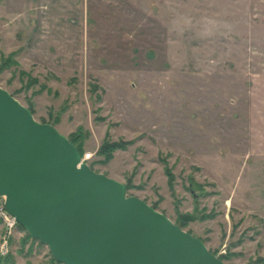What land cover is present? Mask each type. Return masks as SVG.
Listing matches in <instances>:
<instances>
[{"label": "rangeland", "instance_id": "374dc122", "mask_svg": "<svg viewBox=\"0 0 264 264\" xmlns=\"http://www.w3.org/2000/svg\"><path fill=\"white\" fill-rule=\"evenodd\" d=\"M0 88L225 263L264 264V0H0ZM0 257L58 264L1 217Z\"/></svg>", "mask_w": 264, "mask_h": 264}, {"label": "water", "instance_id": "95a60500", "mask_svg": "<svg viewBox=\"0 0 264 264\" xmlns=\"http://www.w3.org/2000/svg\"><path fill=\"white\" fill-rule=\"evenodd\" d=\"M0 197L61 264H227L2 88Z\"/></svg>", "mask_w": 264, "mask_h": 264}, {"label": "trees", "instance_id": "16d2710c", "mask_svg": "<svg viewBox=\"0 0 264 264\" xmlns=\"http://www.w3.org/2000/svg\"><path fill=\"white\" fill-rule=\"evenodd\" d=\"M11 58V57H10ZM8 63V60H3V63ZM32 114L34 115V111L32 109H29ZM81 136L80 135H73L69 138V140L71 141V143H73L78 149H79V152L81 154V156L83 157L84 155V151L82 150V147L78 144V141H79V138ZM131 144V142H124V141H120L118 143H112V144H109L107 141L104 143V145L101 147L100 151H99V155L100 156H105L107 159H110L113 157V153L118 151V150H125L129 145ZM167 173V176L169 177V184L173 185L174 183V177L172 175V172L170 170H167L166 171ZM192 185H195L197 187H200V185L198 186V184H194L192 182ZM127 187V190L130 189V186L129 185H126ZM154 208V207H153ZM156 210V208H154ZM195 217H181L180 218V222H183V224L185 225L187 223V221H190V220H193ZM17 226H19L21 229H23L25 232L26 230L21 227L20 225L17 224ZM28 233V232H27ZM28 238L31 239L32 241L34 242H38L40 245H43L41 244L39 241L33 239L29 233H28ZM44 246V245H43ZM222 260V259H221ZM52 261L53 263H58L53 257H52ZM223 261V260H222ZM0 264H13V261L11 259V257H5V258H2L0 257ZM58 264H61V263H58Z\"/></svg>", "mask_w": 264, "mask_h": 264}, {"label": "built area", "instance_id": "2783aa9c", "mask_svg": "<svg viewBox=\"0 0 264 264\" xmlns=\"http://www.w3.org/2000/svg\"><path fill=\"white\" fill-rule=\"evenodd\" d=\"M90 157L86 156L83 158V162H86ZM0 217L4 220L9 229H14L17 226V221L12 217L5 208V198L0 197Z\"/></svg>", "mask_w": 264, "mask_h": 264}]
</instances>
